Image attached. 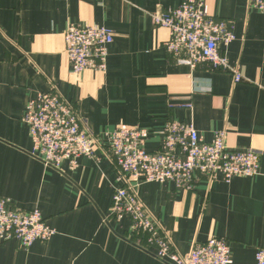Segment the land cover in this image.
Here are the masks:
<instances>
[{
	"label": "crops",
	"instance_id": "0c3cea01",
	"mask_svg": "<svg viewBox=\"0 0 264 264\" xmlns=\"http://www.w3.org/2000/svg\"><path fill=\"white\" fill-rule=\"evenodd\" d=\"M182 1L0 0V196L37 208L55 230L27 248L1 242L0 264H170L132 232L128 216H110L114 189L126 180L107 154V133L119 125L147 128L145 149L158 150L167 121L191 122L205 142L224 131L229 148L259 152V173L229 182L197 175L191 189L139 182L137 197L177 252L217 236L227 240L231 264H256L264 248V13L249 0H204L234 24L223 52L244 77L235 83L227 71L191 68L166 51L168 29L151 14ZM70 24L113 31L104 72L72 71L63 39ZM42 92L73 104L97 138L94 157L53 168L31 154L22 116Z\"/></svg>",
	"mask_w": 264,
	"mask_h": 264
},
{
	"label": "built area",
	"instance_id": "2783aa9c",
	"mask_svg": "<svg viewBox=\"0 0 264 264\" xmlns=\"http://www.w3.org/2000/svg\"><path fill=\"white\" fill-rule=\"evenodd\" d=\"M249 4L264 13V0H249ZM151 18L155 25L168 29L164 47L177 63L194 68L205 62L213 69L229 72L235 83L244 78L223 52V47L235 38L233 22L211 14L204 0H183L177 7L152 13ZM113 36L105 26H67L63 39L72 71L104 72ZM22 120L32 142L31 154L45 166L58 168L67 160L74 167L78 157H94L96 136L73 104L54 92L38 93L30 99ZM161 134L160 148L151 152L145 149L147 128L119 125L107 133V154L126 180L125 186L114 189L110 216H128L132 232L145 237L155 248V255L170 264H231L230 247L223 237L211 236L205 242L194 243L186 254L177 252L161 234L134 188L139 182L172 181L178 188L191 189L197 175L209 179L220 176L225 182L234 176H254L259 173V152L229 148L224 131L214 132L205 142L191 122L167 121ZM54 233L37 208L17 209L8 198L0 196V243L14 240L27 248L34 241H47ZM255 260L256 264H264V248L256 250Z\"/></svg>",
	"mask_w": 264,
	"mask_h": 264
}]
</instances>
